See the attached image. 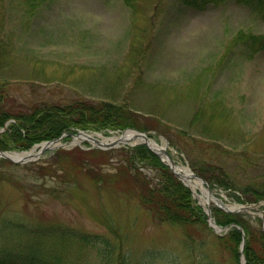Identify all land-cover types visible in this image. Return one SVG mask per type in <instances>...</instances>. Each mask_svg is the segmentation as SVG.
Here are the masks:
<instances>
[{"label":"rangeland","instance_id":"1","mask_svg":"<svg viewBox=\"0 0 264 264\" xmlns=\"http://www.w3.org/2000/svg\"><path fill=\"white\" fill-rule=\"evenodd\" d=\"M0 80L14 111L109 100L165 119L154 139L168 140L193 171L226 169L233 190L210 188L231 204L264 186V5L0 0ZM73 139L25 162L0 161V251H30L36 229L61 224L104 235L115 250L99 254L96 242L71 239L62 248L70 264H236L218 237L228 229L163 221L139 200L127 144L89 148ZM194 198L213 210L211 197Z\"/></svg>","mask_w":264,"mask_h":264},{"label":"trees","instance_id":"2","mask_svg":"<svg viewBox=\"0 0 264 264\" xmlns=\"http://www.w3.org/2000/svg\"><path fill=\"white\" fill-rule=\"evenodd\" d=\"M223 0H186L197 7L208 2ZM247 4L254 9L264 5V0H235ZM6 83L0 80V127H3L10 118H15L8 124L5 132L0 135L1 149H28L33 144L52 139L65 131L77 129H90L109 133L111 129H123L135 127L140 130L157 129V118L146 116L125 103H117L109 100L92 101L77 99L72 103H35L27 111H14L13 106L6 102ZM198 115V112H196ZM172 142V141H171ZM64 150V149H63ZM124 161L136 177L134 191L139 200L150 210L154 211L163 221L178 223L184 227L206 225L207 214L204 208L197 204L193 192L184 182L177 177L157 154L146 144H136L123 149ZM68 152H72L68 151ZM1 162H11L6 158H0ZM210 166L193 168L197 173L207 179L211 185L234 187L229 181V173L223 167L212 163ZM148 169L151 174L145 172ZM100 178L97 177L96 179ZM102 181V179H98ZM245 191V195L238 196L240 201L258 202L264 199V186L253 187ZM264 207V205H263ZM213 215L216 221L229 226L226 233L218 235L225 246L229 248L231 257L236 264H240V245L243 240V232L237 225L243 227L245 233L244 253L246 264H264V227L262 217L246 211L227 212L217 205L213 206ZM36 244L29 251L6 249L0 251V264H70L66 261L62 248L67 246L71 239L82 243L96 242L99 254L102 252L115 253L104 237L100 234H89L75 229H68L61 224H54L49 233L47 229L35 230ZM48 240L54 243L47 244ZM60 253V254H59ZM118 263L124 262L118 251ZM108 264H111L108 262ZM206 264H217L207 262Z\"/></svg>","mask_w":264,"mask_h":264},{"label":"water","instance_id":"3","mask_svg":"<svg viewBox=\"0 0 264 264\" xmlns=\"http://www.w3.org/2000/svg\"><path fill=\"white\" fill-rule=\"evenodd\" d=\"M80 133H85L88 137L93 138L98 146H102V147H112V146L116 145V142H114V141H111V142H104V141L101 140L100 138L95 137V136H93L92 134H89V133H87V132H85V131H80L78 134H80ZM78 134H76V135H78ZM68 135H72V136H74L73 133H68ZM134 136H143V137H145V138H146L145 143H146V144H147V145H148V146H149L154 152H156V154H158V155L163 159V161L166 162V163L172 168V170L174 171V173H175L179 178H181L186 184H188V183H187V177H188V176H194V177H197V178H201V180H202L205 184L208 185V182H207L204 178H202L200 175H198L197 173L191 171L189 168L186 169V168H183L181 165H178L177 162H176L175 159L171 156L169 150H168L166 147H164V146H158V149H155L154 147H152V146L150 145V143L148 142L149 136L147 135L146 132H143V131H140V130L135 129V134H134ZM61 138H63V135L60 136V137L54 138V139H52V140H47V141L45 142V144H46L45 146H46V147L43 146L44 148H42V149L38 152V154H40L43 150H45V148H48V147H54V144H55L56 142H58L59 140H61ZM11 152H12L11 150H7V151H6V150H1V149H0V156H3V157H6V158H9V159H11V160H13V161H19V162H22V161H25V160H26V158L15 159V158L11 157V155H10ZM165 157L168 158V159H166ZM178 167H180L179 170L177 169ZM184 170H186V171L183 172ZM187 170H188V171H187ZM194 192H195V191H194ZM210 193L212 194L214 200H216V202H217L221 207H223L224 209H226V210H228V211H235V210H241V209H247V210H250V209H252V208H254V207L256 206V205H254V206H251V205H242V206H240V207H238V208H235V207L233 208V207H230L229 205H227V204H226V203H225L220 197H217V196L213 195V192L210 191ZM261 211H262V216L264 217V211H263L262 209H261ZM206 212H207V214H208V217H209L210 222H211L212 224H213V223H216V222H215V218L213 217L210 208H208V209L206 210ZM216 224H217V223H216ZM220 227H221V226H220ZM239 228H241V227H239ZM243 246H244V242H243V244H242V249H243ZM243 264H245V260H244V263H243Z\"/></svg>","mask_w":264,"mask_h":264},{"label":"bare ground","instance_id":"4","mask_svg":"<svg viewBox=\"0 0 264 264\" xmlns=\"http://www.w3.org/2000/svg\"><path fill=\"white\" fill-rule=\"evenodd\" d=\"M134 131L133 130H128L123 134H116L113 135L111 137H105V141H114L117 143H126L128 141L134 140V141H143L145 138L140 137L138 139H136L134 137ZM87 135L85 133H82L79 136H76L75 141H82L84 138L86 139ZM94 141V140H92ZM148 142L150 143V145L152 147H154L155 149H158V144H155L154 141L152 139H149ZM40 147V146H39ZM37 151H38V147L37 145L34 146L33 148H31L30 150L27 151H14L11 152L10 155L11 157L15 158V159H20V158H31L34 157L35 155H37ZM166 158V157H165ZM168 159V158H166ZM186 169H188L187 167H185ZM178 170L180 169V167L177 168ZM186 170H184L183 172H185ZM188 171V170H187ZM187 183L192 187V189L198 194V196L201 198V200L203 202H208V196H209V189L203 184L202 180L199 178H187ZM199 191L201 192V194H199ZM212 195V194H210Z\"/></svg>","mask_w":264,"mask_h":264}]
</instances>
